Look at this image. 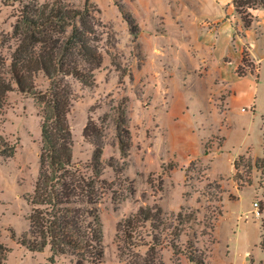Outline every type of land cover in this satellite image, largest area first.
<instances>
[{
	"label": "rangeland",
	"instance_id": "obj_1",
	"mask_svg": "<svg viewBox=\"0 0 264 264\" xmlns=\"http://www.w3.org/2000/svg\"><path fill=\"white\" fill-rule=\"evenodd\" d=\"M18 1L0 0V34L10 31ZM66 1L75 7L84 2ZM90 1L114 32L115 45H103V62L92 86L70 81L73 100L67 120L74 164L90 161L94 145L82 130L91 118L102 130L101 178H115L107 165L110 157L124 167L113 186L114 197L107 193L98 204L101 264H196L190 256L203 264H264V171L240 166L238 174L249 176L251 183L239 181V186L233 167L240 154L252 163L264 157V59L256 80L258 65L242 46L241 56L245 51L251 64L241 70L248 75L222 82L220 56L226 54L227 42L220 40L212 48L187 13L178 26L169 9L173 2ZM128 14L137 25L135 35L125 20ZM210 27L206 22L203 28ZM238 36L242 31L234 27L235 54H230L228 67L237 59ZM35 82L38 89L47 86L42 74ZM123 102L131 138L125 157L117 139ZM40 124L33 97L16 89L8 92L0 108V242L11 249L4 264H50L48 247L32 252L20 243L29 229L26 198L39 170ZM153 204L162 210L157 229L142 228L139 246L123 244L117 226L121 233L125 219ZM148 246L152 251L144 257ZM57 264H68V259L61 256Z\"/></svg>",
	"mask_w": 264,
	"mask_h": 264
},
{
	"label": "trees",
	"instance_id": "obj_2",
	"mask_svg": "<svg viewBox=\"0 0 264 264\" xmlns=\"http://www.w3.org/2000/svg\"><path fill=\"white\" fill-rule=\"evenodd\" d=\"M18 2L19 9L13 15L15 20L10 31L0 34V108L8 92L16 89L33 97L41 116L39 170L34 189L26 198L31 205L29 229L20 243L32 252L48 247L46 261L50 264H57L61 256L68 259V264H101L104 249L98 204L107 193L114 197L113 186L120 180L124 167L110 157L107 165L113 168L115 178L113 181L101 178L99 139L102 130L91 118L82 130L85 139L94 145L90 161L83 166L74 164L67 114L73 100L70 81L85 86L95 83V73L103 62V45L114 47L115 34L97 16L98 9L90 0H84L82 7H75L66 0ZM231 3L243 29L250 27L253 9H264V0H231ZM125 20L130 33L135 35L134 18L128 14ZM245 64L251 63L243 51L241 64L236 68L239 76L246 75L241 70ZM249 73L253 74L251 70ZM38 74L47 80L44 89L36 86ZM257 77L255 75L256 80ZM124 103L117 120L118 146L123 157L127 156L131 145ZM240 166L248 171L253 168L264 171V157L255 158L253 163L242 154L234 158L235 180L242 186V183H251V178L238 174ZM126 189L130 194L134 191L130 183ZM221 214L219 212V216ZM161 215L157 204L140 207L122 222L121 233L117 226V235H121L123 244L139 246L143 239L141 229L146 225L157 229L158 224H154ZM152 248L148 246L144 257ZM10 251L0 242V264L5 263ZM189 260L203 264V260L191 256Z\"/></svg>",
	"mask_w": 264,
	"mask_h": 264
},
{
	"label": "crops",
	"instance_id": "obj_3",
	"mask_svg": "<svg viewBox=\"0 0 264 264\" xmlns=\"http://www.w3.org/2000/svg\"><path fill=\"white\" fill-rule=\"evenodd\" d=\"M169 2H173L175 5H169V9L172 16L175 17L178 26H182V15L187 13V18L192 16L189 20L201 31V40H204L212 48L216 49L220 40L221 42H227L228 49L226 54L220 56V62H223L220 63L222 70L220 69L219 72L222 82L228 83V81L232 79H239L248 75L235 76L233 72L234 68L241 63L242 46H245L247 49L251 61L258 65L257 79L260 77L262 68L261 63L264 59V9H253L252 14L254 15V19L250 27L243 29L240 17L235 13L231 0H169ZM189 10L192 15L188 14L187 11ZM206 22L211 24L212 27L204 29L203 27ZM234 27L242 31L243 36H238V39L235 40V44H237L238 48L237 59L233 65L228 67L230 64V54H235V52L232 51L233 46L231 45ZM224 56L228 57L227 61L223 60ZM249 75L253 74L249 73ZM227 98L228 94L223 99L224 103H226ZM251 108H254V104Z\"/></svg>",
	"mask_w": 264,
	"mask_h": 264
},
{
	"label": "built area",
	"instance_id": "obj_4",
	"mask_svg": "<svg viewBox=\"0 0 264 264\" xmlns=\"http://www.w3.org/2000/svg\"><path fill=\"white\" fill-rule=\"evenodd\" d=\"M242 110H244V108H242ZM253 204H254L255 209L257 210V207H258L257 201H255ZM257 213H258V211H257Z\"/></svg>",
	"mask_w": 264,
	"mask_h": 264
}]
</instances>
